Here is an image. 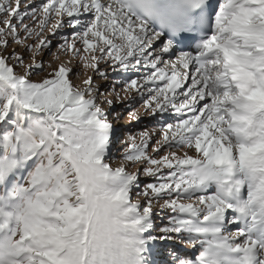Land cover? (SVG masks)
<instances>
[{
    "label": "snow or ice",
    "instance_id": "1",
    "mask_svg": "<svg viewBox=\"0 0 264 264\" xmlns=\"http://www.w3.org/2000/svg\"><path fill=\"white\" fill-rule=\"evenodd\" d=\"M20 4L0 0V264H148L165 238L192 246L172 264H264V0ZM109 67L128 75L101 92Z\"/></svg>",
    "mask_w": 264,
    "mask_h": 264
},
{
    "label": "rangeland",
    "instance_id": "2",
    "mask_svg": "<svg viewBox=\"0 0 264 264\" xmlns=\"http://www.w3.org/2000/svg\"><path fill=\"white\" fill-rule=\"evenodd\" d=\"M35 2H36V0H21L20 8L23 10L25 5H28V10L30 11L31 7L35 6ZM30 22H31L30 18H26L24 20L25 24H29ZM67 31L68 30L65 29L64 33L66 34ZM45 35H48V33L46 31H45ZM21 36H23V32H21ZM49 38L51 39V36H49ZM55 43H56V41H53V45H55ZM13 48H15L16 52H18V53L23 52V46L22 45L13 44L12 42H10L8 45L7 51L10 53ZM54 50H55V46H53V51ZM24 55L26 57V62H27L30 54L25 52ZM48 55L49 54L46 51L43 54V58L47 59ZM62 59L67 60V59H69V57L62 56ZM71 66L73 67V74H72L73 83L80 84L81 81L76 78L75 73L77 71H80L81 76L83 77V75L85 74L84 69L76 61H73ZM88 74H91V73L89 72ZM123 75H128V73L117 74L112 67H109L107 79H101L98 77L96 78V82L99 85H101L100 91L105 92L106 88L111 87L113 81L119 80L121 78V76H123ZM116 87H117V90H119L122 88V85H116ZM109 98L115 99L114 95H109ZM122 103L124 105H126L128 102L122 100ZM105 107H107V105H105ZM119 108H120V105H117V110H119ZM126 117H127V113L125 112L124 115H122L119 120L113 121V123L116 124V126L119 130V141L114 146V151H116L117 156L119 155L118 150L120 149V143L119 142L126 140L127 133L130 130L131 131H138L139 130L136 127H130ZM151 121H152V117L148 116L147 114H144L143 119L141 121V125L142 126L147 125L150 127ZM140 179L143 180V177H141ZM154 219H155L156 225L162 227L163 223H165L167 220V214L158 210V207H157V210H155V212H154ZM191 247H192L191 245H189L186 242H183L181 240H170L167 238L158 239L157 241H155L151 244L149 252L152 253V256L148 257L149 254L148 255L145 254V255L147 257L148 264H172V256L170 255V252L175 251L176 253L180 254V253H183V251L185 249L190 250ZM151 250H152V252H151Z\"/></svg>",
    "mask_w": 264,
    "mask_h": 264
},
{
    "label": "bare ground",
    "instance_id": "3",
    "mask_svg": "<svg viewBox=\"0 0 264 264\" xmlns=\"http://www.w3.org/2000/svg\"><path fill=\"white\" fill-rule=\"evenodd\" d=\"M178 50V49H177ZM189 50H191V48L189 49ZM175 58V56H173V59ZM151 252H152V250H151ZM146 254L148 255V256H152V253H150L149 251L148 252H146ZM151 254V255H150Z\"/></svg>",
    "mask_w": 264,
    "mask_h": 264
},
{
    "label": "clouds",
    "instance_id": "4",
    "mask_svg": "<svg viewBox=\"0 0 264 264\" xmlns=\"http://www.w3.org/2000/svg\"><path fill=\"white\" fill-rule=\"evenodd\" d=\"M160 2H161V3H164V2H166V0H160Z\"/></svg>",
    "mask_w": 264,
    "mask_h": 264
}]
</instances>
